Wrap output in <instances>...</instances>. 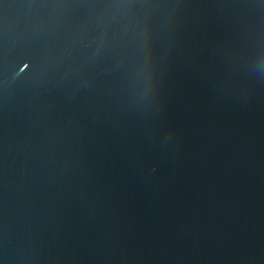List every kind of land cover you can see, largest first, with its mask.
<instances>
[{"label":"water","instance_id":"obj_1","mask_svg":"<svg viewBox=\"0 0 264 264\" xmlns=\"http://www.w3.org/2000/svg\"><path fill=\"white\" fill-rule=\"evenodd\" d=\"M0 264H264V0H0Z\"/></svg>","mask_w":264,"mask_h":264}]
</instances>
